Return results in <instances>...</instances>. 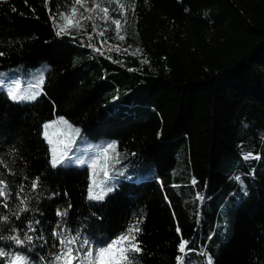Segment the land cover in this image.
Returning <instances> with one entry per match:
<instances>
[{
  "label": "trees",
  "instance_id": "1",
  "mask_svg": "<svg viewBox=\"0 0 264 264\" xmlns=\"http://www.w3.org/2000/svg\"><path fill=\"white\" fill-rule=\"evenodd\" d=\"M65 2L0 0V68L47 64L36 99L14 102L0 89V179L8 186L0 236L33 237L22 248L0 240V248L32 264H62L61 239L78 236L82 254L85 239L96 247L140 221L136 264H177L178 255L184 264H264V0H122L132 31L122 48L100 35L114 42L102 51L96 35L81 44L90 25L57 35L53 18ZM114 100L147 113H113ZM57 116L88 138H113L155 175L118 178L103 200H89L86 166L50 164L42 124ZM242 147L258 158L243 159Z\"/></svg>",
  "mask_w": 264,
  "mask_h": 264
},
{
  "label": "rangeland",
  "instance_id": "2",
  "mask_svg": "<svg viewBox=\"0 0 264 264\" xmlns=\"http://www.w3.org/2000/svg\"><path fill=\"white\" fill-rule=\"evenodd\" d=\"M73 8L76 9L75 14L72 13ZM104 8L108 10L107 14H105L101 10ZM61 13L70 16V18L73 20V26L70 29L73 30L74 32L75 31L80 32L82 27L90 25L88 26V28L90 27L91 31L89 33L87 31H84L85 35L80 36L81 44L91 46L93 44L92 43L93 39L96 35L98 45L100 46L98 50L100 51H102V48L107 49L108 47H113L115 41L117 42L118 47L122 48L121 37L124 36V32L130 29V27L127 24L128 22L124 21V18L122 16V0H81L79 4L76 3V0H67V2L63 4V7H61L58 10L56 16L53 18V24L55 25V27H57V25H62L65 23V21L60 18ZM116 20L120 22L119 26L113 23V21ZM103 34L112 37L111 40L114 42L102 39L100 35ZM96 47L98 48L97 45ZM138 49H139L138 45L136 44L134 46H131L132 52H135ZM46 67H47L46 62L40 61L39 63H37L32 67H29L28 69H23L22 67H20V65L0 68V89L4 90L7 93V90L18 82L20 83L21 90L24 93L31 94L32 92L35 91L40 92L41 89L40 81L43 80L44 78V72ZM92 81L93 84H96L97 78H93ZM115 96L116 95L114 94L113 97ZM111 111L113 113H126V114H134L137 116H144L147 113V109L143 107L137 108V107L122 105V101H117V100H114ZM58 117H63V116H57L52 119L46 120L42 124V135L44 131L43 125L45 123L55 121ZM71 125L74 128L79 129L78 126L73 124ZM245 134L246 136L248 135L247 132H245ZM58 138L60 137H54V139H58ZM109 143L115 144L116 146L115 140L113 138L99 137L96 139H91L85 136L80 131V134L76 138L75 144L73 145L72 151L69 153L72 159L62 165L71 164L78 166H86L88 169V185H87V189H88L89 185L92 184L93 180H95L97 183L104 180L102 166L105 163V157L103 155L102 150L103 148L107 147ZM47 146H48L49 160H50L51 159L50 145L47 143ZM239 153L243 159H246L245 157L248 154H251V158H248L246 160L256 159L258 158L257 156L259 154L257 153L256 150L254 151L250 147L239 148ZM176 154L177 156L175 161L176 162L175 167L183 159L182 147L181 148L179 147L176 150ZM108 157H109L108 163L110 165L109 171L111 176V179L108 180V186L110 187H113L115 181L118 178H130V179L138 180L141 178H150L155 175L154 168L151 167V165L147 169H142L135 166L134 161L129 160V158H127L126 152L123 149H118L116 147L115 152H112L110 150L108 153ZM97 158H99V160L95 170L96 174L94 175L93 170L88 167V164L91 163L93 159H97ZM79 159L85 160L86 161L85 165H80L76 162H73ZM116 160H118L119 163H116L115 162ZM259 166L261 167L260 156L259 159H257V161L253 163V167H254L253 169L256 170V167ZM236 173H238V171L235 172L234 174ZM237 179H238L237 183L239 184V189L241 190V195H243L247 192L245 183L242 178L238 177ZM198 197H199V203L200 204L204 203L203 196L198 195ZM239 197H240L239 195L234 196L235 199ZM218 214L219 212L216 213L215 223L216 225L223 227L224 219L219 217ZM219 230H221V228ZM209 234H212V232ZM193 263L199 264V262L196 260Z\"/></svg>",
  "mask_w": 264,
  "mask_h": 264
},
{
  "label": "snow or ice",
  "instance_id": "3",
  "mask_svg": "<svg viewBox=\"0 0 264 264\" xmlns=\"http://www.w3.org/2000/svg\"><path fill=\"white\" fill-rule=\"evenodd\" d=\"M81 0H76V3L79 4ZM105 14H107V9H101ZM76 9H72V13L75 14ZM60 18L65 21L62 25H57L59 30L57 35H60L62 32L70 30L73 26V20L70 16L61 13ZM113 23L119 26V21H113ZM102 34V33H101ZM123 39V37H121ZM2 55V53H0ZM43 81H40L42 84ZM40 94L39 91L29 93H24L21 90L20 83H15L14 86L10 87L7 90V96L10 100L14 102L20 101H30L36 99ZM43 135L47 143L50 145L51 159L50 164L53 168H56L59 165L70 161L72 158L69 153L72 151L73 145L75 144L76 138L80 134V129L74 128L67 120L63 117H58L55 121L45 123L43 125ZM54 137H60L54 139ZM115 144L109 143L107 147L103 148V155L105 157V163L103 167L104 180L97 183L93 180L92 184L89 185L87 189V198L89 200H103L104 197L111 192L112 187L108 186V180L111 179L110 176V165L108 163V153L111 150L115 152ZM246 159L251 158V154H248ZM114 159V158H113ZM97 159H93L91 163L88 164V167L93 170L95 175L96 167L98 164ZM76 162L80 165H85L86 161L79 159ZM119 163L118 160L115 161ZM38 179L33 181L31 187L33 190L36 189L38 184ZM7 184L4 180L0 179V197H6ZM23 204L24 201H21ZM7 207V203L4 204ZM26 209H22L25 211ZM66 213L57 212V215H65ZM0 220L7 222L8 217H0ZM38 223V222H37ZM140 221H136L130 224L123 232L110 238L108 241L100 244L96 247L91 246L90 242L85 239L81 243V247L87 246V249L81 254L78 249L74 247L78 242V236L72 237L70 239H61L59 243L63 246V251L58 253L56 256V261L62 262V264H136L135 255L142 252L139 242L137 241V233L140 232L139 228ZM30 231H35L34 228H30ZM15 232V229L12 230ZM179 228L177 232L179 233ZM53 235L59 236V233L53 232ZM43 239V237H39ZM0 240H10L18 248L24 247L26 244H33V237L25 233L23 238L19 234H13L9 236H0ZM30 251V249H29ZM178 251L181 254H186L191 249L188 248V241L181 239L178 243ZM43 261V257L40 258ZM0 260L4 261V264H32L31 258L24 254L23 252H11L5 251L3 248H0ZM177 264H184V255H178L176 257ZM207 264H212L211 259L208 260Z\"/></svg>",
  "mask_w": 264,
  "mask_h": 264
}]
</instances>
